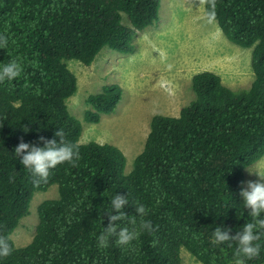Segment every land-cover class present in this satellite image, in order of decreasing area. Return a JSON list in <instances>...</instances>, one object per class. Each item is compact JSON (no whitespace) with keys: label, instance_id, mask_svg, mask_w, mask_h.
Listing matches in <instances>:
<instances>
[{"label":"trees","instance_id":"obj_1","mask_svg":"<svg viewBox=\"0 0 264 264\" xmlns=\"http://www.w3.org/2000/svg\"><path fill=\"white\" fill-rule=\"evenodd\" d=\"M203 2L206 18L227 41L252 49L253 82L232 91L212 72L193 75L194 100L177 117L151 118L143 150L126 175L119 148L78 144L82 126L66 105L77 79L66 64L90 66L104 47L133 53L139 33L158 21L160 0H0V35L9 40L0 65L16 58L24 64L20 78L0 84V236L12 249L0 264H182V249L200 264H234L236 244L211 240L216 227L235 235L251 219L240 191L244 170L264 157V0ZM121 95L116 84L90 95L84 121L98 124L114 113ZM60 129L80 159L39 180L20 164L15 147L21 138L43 147L41 136L59 143L54 133ZM54 185L57 198L37 207L32 241L15 248L11 235L33 196ZM116 194L128 199L122 211L129 217L137 204L150 209L145 219L154 231L134 242L136 252L117 247L115 238L107 249L97 246ZM258 243L259 257L245 264H264V237Z\"/></svg>","mask_w":264,"mask_h":264},{"label":"rangeland","instance_id":"obj_2","mask_svg":"<svg viewBox=\"0 0 264 264\" xmlns=\"http://www.w3.org/2000/svg\"><path fill=\"white\" fill-rule=\"evenodd\" d=\"M158 12L154 26L137 36L133 53L104 47L89 67L75 60L66 64L77 79V91L66 105L82 126L78 144L94 142L119 148L125 156L126 175L143 150L151 118L156 114L177 117L181 108L194 100L193 75L212 72L232 91L246 90L253 82L252 49L227 41L215 21L206 18L203 0H160ZM121 18L128 25L124 14ZM113 84L122 90L115 112L103 116L98 124L86 123L85 100ZM257 171L264 174V158L244 170L245 187L246 182L259 180L257 174L249 173ZM57 196L55 185L35 193L29 214L11 235L15 248L32 241L38 224L37 207ZM180 258L182 264H200L184 249Z\"/></svg>","mask_w":264,"mask_h":264},{"label":"clouds","instance_id":"obj_3","mask_svg":"<svg viewBox=\"0 0 264 264\" xmlns=\"http://www.w3.org/2000/svg\"><path fill=\"white\" fill-rule=\"evenodd\" d=\"M8 43V36L6 34L0 35V49L7 48ZM23 73V62L19 58L12 59L0 65V84L5 82L11 84V82L20 78ZM35 94L39 95V89ZM27 131L28 129L25 132ZM54 135L59 138V143L56 139L48 140L41 136L39 142L44 146L38 147L35 144L24 142L21 138L20 143L14 150V155L19 158L20 164L34 177H38L39 180L45 182L50 175V170L64 163L75 167L76 162L80 159L78 148L66 142L62 129L57 130ZM249 173H255L259 176L258 181L246 182V187L243 183L240 191L244 207L251 218L250 222H247L235 235L231 234V229L218 226L213 231L211 240L213 245L227 244L228 247H232L233 243L236 244L234 264H245L246 260L258 258L261 251V245L258 241L264 237V174L259 171ZM128 204V199L119 194H116L110 200L111 210L107 213L109 223L97 237V246L100 249H107L111 240L115 238L117 247L136 252L137 248L134 242L138 241L143 234H151L154 231L152 222L145 219L149 215L150 209L143 204H137L135 206L136 215L129 217L122 211ZM70 211L75 212L76 207L73 206ZM117 221H127L129 226L120 227ZM11 253L12 249L7 238L0 236V258H6Z\"/></svg>","mask_w":264,"mask_h":264}]
</instances>
